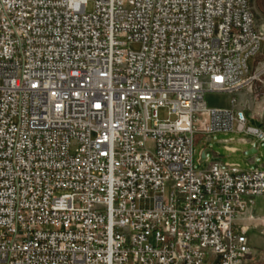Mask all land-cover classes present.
Returning a JSON list of instances; mask_svg holds the SVG:
<instances>
[{
    "label": "built area",
    "instance_id": "1",
    "mask_svg": "<svg viewBox=\"0 0 264 264\" xmlns=\"http://www.w3.org/2000/svg\"><path fill=\"white\" fill-rule=\"evenodd\" d=\"M262 42L253 0H0V262L244 264L264 166L197 172L194 140H264L205 102Z\"/></svg>",
    "mask_w": 264,
    "mask_h": 264
},
{
    "label": "rangeland",
    "instance_id": "2",
    "mask_svg": "<svg viewBox=\"0 0 264 264\" xmlns=\"http://www.w3.org/2000/svg\"><path fill=\"white\" fill-rule=\"evenodd\" d=\"M253 6L257 19L260 23H264V0H253ZM133 48H138V45H133ZM247 65L253 78L246 83V86L240 92L233 94L208 92L205 95V102L208 108H232V101L235 100V107L246 110L250 115L247 126L259 127L264 123V42L261 43L260 53L247 59ZM159 116L162 120L167 119L169 117L167 108H160ZM231 137L234 141L228 143V145L236 148V151L233 152L226 151L224 148L225 140ZM241 139H245L248 143H241L239 141ZM252 142L258 149V153L249 157L245 153L253 147ZM205 149H208L206 156L209 157V160L201 161V153ZM216 152L220 153L225 161L239 163L244 169L257 165L264 166V140L256 141L252 135L235 130L227 134L224 132L195 134L194 170L197 172L205 170L214 157L213 153ZM253 159L255 160L253 161ZM254 209L256 214L264 215V195L255 198ZM248 236L253 254L246 259L244 264H264V226L250 231ZM0 264L2 263L0 262Z\"/></svg>",
    "mask_w": 264,
    "mask_h": 264
},
{
    "label": "crops",
    "instance_id": "3",
    "mask_svg": "<svg viewBox=\"0 0 264 264\" xmlns=\"http://www.w3.org/2000/svg\"><path fill=\"white\" fill-rule=\"evenodd\" d=\"M228 147H229V149H226V144L224 145V148H225V150L226 151H230V152H233V151H236V148L235 147H231L230 145H227ZM253 147H255L254 145H253ZM252 148V147H251ZM256 148V147H255ZM213 155H214V157L211 159V161H210V163L209 164H211V163H213V162H216V161H219V162H230V161H225L224 159H223V156L220 154V153H218V152H216V153H213ZM209 158V157H208ZM255 159H253V161H254ZM209 166V165H208ZM255 210V209H254ZM243 218V220H246V221H251V211L249 210L247 213H245V215H244V217H242Z\"/></svg>",
    "mask_w": 264,
    "mask_h": 264
},
{
    "label": "water",
    "instance_id": "4",
    "mask_svg": "<svg viewBox=\"0 0 264 264\" xmlns=\"http://www.w3.org/2000/svg\"><path fill=\"white\" fill-rule=\"evenodd\" d=\"M207 150L208 149H205L204 151H202V153H201L202 160H205L206 159V151ZM257 153H258V149L255 148V147H252L248 151H246L245 154H246V156L252 157V156H255Z\"/></svg>",
    "mask_w": 264,
    "mask_h": 264
},
{
    "label": "trees",
    "instance_id": "5",
    "mask_svg": "<svg viewBox=\"0 0 264 264\" xmlns=\"http://www.w3.org/2000/svg\"><path fill=\"white\" fill-rule=\"evenodd\" d=\"M262 126H264V123H262Z\"/></svg>",
    "mask_w": 264,
    "mask_h": 264
},
{
    "label": "bare ground",
    "instance_id": "6",
    "mask_svg": "<svg viewBox=\"0 0 264 264\" xmlns=\"http://www.w3.org/2000/svg\"><path fill=\"white\" fill-rule=\"evenodd\" d=\"M245 215V214H244ZM244 215L242 217H244Z\"/></svg>",
    "mask_w": 264,
    "mask_h": 264
}]
</instances>
